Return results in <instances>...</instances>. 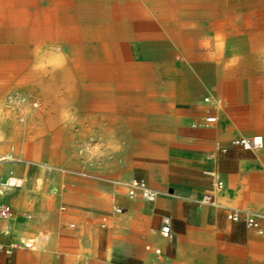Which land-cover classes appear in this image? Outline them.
<instances>
[{
	"label": "crops",
	"instance_id": "obj_1",
	"mask_svg": "<svg viewBox=\"0 0 264 264\" xmlns=\"http://www.w3.org/2000/svg\"><path fill=\"white\" fill-rule=\"evenodd\" d=\"M127 3L119 37L140 68L96 74L109 96L93 109L97 139L131 141L137 167L97 168L109 173L92 182L0 168V182L19 183L0 188L13 212L0 218V264H264V238L226 216L264 213V149L231 145L264 136V0ZM131 178L157 197H129Z\"/></svg>",
	"mask_w": 264,
	"mask_h": 264
},
{
	"label": "rangeland",
	"instance_id": "obj_2",
	"mask_svg": "<svg viewBox=\"0 0 264 264\" xmlns=\"http://www.w3.org/2000/svg\"><path fill=\"white\" fill-rule=\"evenodd\" d=\"M126 3L0 0V168H45L58 180L92 182L109 173L97 168L137 167L138 158L125 155L131 141L97 139L93 109L109 96V77L96 74L140 68L119 37Z\"/></svg>",
	"mask_w": 264,
	"mask_h": 264
},
{
	"label": "built area",
	"instance_id": "obj_3",
	"mask_svg": "<svg viewBox=\"0 0 264 264\" xmlns=\"http://www.w3.org/2000/svg\"><path fill=\"white\" fill-rule=\"evenodd\" d=\"M213 117L206 118V121L210 122L213 121ZM231 145L240 147L243 150L247 151H260L264 149V136L255 135L250 137H238L231 140ZM19 183L11 182L9 178L5 181L0 183L2 188L5 187H17ZM216 188L220 189L222 187L221 182H216ZM127 188V195L129 197H135L139 194L142 198L152 201L154 200L158 192L149 188L146 185V182L143 178H131L125 183ZM199 202L204 204H213L212 196L209 194H204L200 199ZM116 212H120V208H115ZM13 215L12 209L10 206L4 203H0V218L1 219H8L11 218ZM227 218L234 222H241L246 228L253 230L257 235L264 238V213L254 212L249 210H242V209H229L227 212ZM159 233L162 238L167 241H170L172 238V231H171V220L168 216L161 217V224L159 228ZM27 247L30 246L29 243H25ZM149 249V246L146 247ZM155 253H159V249L154 250Z\"/></svg>",
	"mask_w": 264,
	"mask_h": 264
},
{
	"label": "bare ground",
	"instance_id": "obj_4",
	"mask_svg": "<svg viewBox=\"0 0 264 264\" xmlns=\"http://www.w3.org/2000/svg\"><path fill=\"white\" fill-rule=\"evenodd\" d=\"M7 6H8V4H7ZM1 160H3V159H2V158H0V161H1ZM10 179H11V178H10ZM13 180H14V179H13ZM11 182H12V181H11Z\"/></svg>",
	"mask_w": 264,
	"mask_h": 264
}]
</instances>
